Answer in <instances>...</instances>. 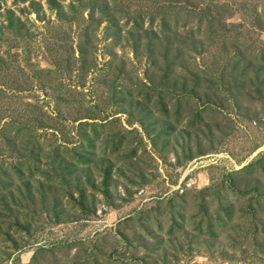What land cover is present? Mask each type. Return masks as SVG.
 I'll use <instances>...</instances> for the list:
<instances>
[{"label":"rangeland","instance_id":"rangeland-1","mask_svg":"<svg viewBox=\"0 0 264 264\" xmlns=\"http://www.w3.org/2000/svg\"><path fill=\"white\" fill-rule=\"evenodd\" d=\"M55 1L60 10L49 0H0V25L6 10L21 21L19 30L15 20L0 32V180L10 182L0 188V264H264V101L254 90L263 74L247 69L237 92L182 94L192 80L177 66L162 101L163 64L159 57L149 63L144 44L159 24L148 25L151 0H96L110 22L98 5L89 13L95 0L81 10L84 0ZM205 3V17L191 6ZM178 4L188 22L171 28L173 39L195 27L185 45L196 54L188 68L217 71L230 58L225 84L264 47V0ZM136 33L143 34L137 47ZM236 51L245 58L232 67ZM260 91L264 98V83ZM77 113L94 117L87 121H95L97 138L92 160L72 170L67 158L58 165L45 154L52 131L74 142L82 128L71 121ZM113 138L116 150L107 141ZM31 144L43 147L33 159ZM20 155L23 173L33 167L29 179L11 169ZM249 161L252 167L232 171ZM223 183L225 192L211 193ZM217 198L229 206L220 223ZM172 203H183V217L169 214ZM148 209L157 210L152 222L139 219ZM169 215L179 223L172 232Z\"/></svg>","mask_w":264,"mask_h":264},{"label":"trees","instance_id":"trees-1","mask_svg":"<svg viewBox=\"0 0 264 264\" xmlns=\"http://www.w3.org/2000/svg\"><path fill=\"white\" fill-rule=\"evenodd\" d=\"M20 2H23L24 0H19ZM179 0H151V5L155 6L154 7V11L150 12L147 15V20H148V25L149 27L153 24V22L155 20L158 21V30H155V32H152L150 34V36L148 38H146V42L144 43L147 47L146 49V56L149 57V63L151 64H155V59L156 57H159L161 59V62L163 64V70L164 73L161 75V77L157 80L156 85H160L162 86V90L158 91V95L160 97V99L163 101L165 95L167 94V77H169V74L172 73L173 69L175 67H179V70L177 72L183 71V73H185V75L183 77L186 76V78L191 77V89H184L182 94L184 93H191L194 92L195 89L198 90H206L203 92H207L209 91V93H214L217 91H225V92H237V81L238 79L244 77L245 78V74L247 69L252 70L254 73H256V75L262 73L263 74V81H259L257 82V84L254 86V90L255 93L257 95V98H260V101H264L263 95L261 96V91L260 88L262 87V83H264V47L262 45V47H260V49H258L257 51H254V54H248L247 55V59L249 61L246 62V64H244L238 72V74L236 76H230L227 73V76H230V78H232L231 80H228L227 83H223L224 81H222L224 75L226 74L227 71V66H228V62L229 59H225V58H221L220 64H219V68L214 71L208 72V71H203L196 65H193L191 68H188V65H190L189 61H193L196 57V54H192V56H190L191 54L189 53V55L187 54V52L185 51V45L187 44V42H189L192 38V36H194V29L195 27H191L188 28V30L185 32V34H183V36L181 37V39H173V31L171 30V28L176 29L177 26H182L184 27L185 24L188 22V20H186L182 15L183 13H181V9L183 8L181 6V4H178ZM50 5L51 4H55L58 7V10H60L61 6L60 4H58V2H56L55 0L51 1L49 0ZM86 0L83 1V5H80L79 9H83L84 6H86L85 3ZM99 6L100 10H101V14H103V16L105 17L107 22H110V17H109V12L107 11V8L105 4H97V1L95 0L90 6H88L89 8V13L93 12V7L94 6ZM178 5V6H176ZM72 6V5H71ZM156 6L158 7V12L156 13ZM192 7H195V9H198L200 11H202V13L204 12V17L205 14L210 13L209 9H208V3H205L203 5H194L191 4ZM181 8V9H180ZM35 10V9H34ZM78 12V11H77ZM103 12V13H102ZM91 16V15H90ZM137 16L136 15L133 19V25H132V30H136L137 31ZM4 19L2 25H0V32L2 29H6V30H11L12 26H15L13 23L16 20L17 22L19 21V24L16 25V29L19 30V28H21V21L19 19L18 16H16L12 11L10 10H6L4 12L3 15ZM62 17V16H61ZM92 17V16H91ZM73 18V17H72ZM1 24V23H0ZM19 25V26H18ZM82 27V26H81ZM84 27H89V22L86 26ZM14 35L18 34V32H13ZM141 33V32H139ZM135 34V32H134ZM137 36L135 35V37H137V39H135L134 45L135 47L139 46V41L141 40V36H143V34L140 36L138 33H136ZM144 36H147V34L145 33ZM85 42H88L87 39H85ZM191 43V42H189ZM83 44L82 42H78L77 43V49L79 52V55L82 57H79V62L85 63V51L82 48L84 46L81 45ZM153 44L155 45V48L157 47H163V52L158 53L155 52L151 47L153 46ZM184 46V48H183ZM92 48V47H91ZM173 53L172 57H170V54ZM84 55V56H83ZM233 57L237 58V61H235L234 64H232L231 66L234 67L236 66V62H239V60L244 59V53L242 52H235ZM259 63V67L253 69L252 65L253 62ZM92 64V61L90 62V65ZM195 67V68H194ZM221 67V68H220ZM176 72V73H177ZM243 79V78H242ZM220 80V81H219ZM183 83L187 84L188 81H184ZM205 85V86H203ZM215 89L211 88V86H215ZM166 89H165V88ZM204 87V88H202ZM232 90V91H231ZM197 92V91H196ZM262 98V99H261ZM162 101H160L161 103H163ZM159 104V101L157 100L156 106L157 108H161L159 112H164V107L163 104ZM179 104V103H178ZM162 114V113H161ZM94 119L93 118H89L88 116H82L79 113H77V115H74V117L72 118V122H77V126L80 125L82 126V128L79 127V130H76L77 135L76 138L74 140L73 143H71V141H67L69 139H67V137H57L53 134L54 131L51 132V140H53L54 142H51L49 145L50 148L47 149V154H45L46 157L50 158L51 163H55L57 162L58 165L63 163L64 158H67V160H69V162H71L70 166L72 168V170H75L78 166L80 165H84V164H88L94 154H95V139L97 138V134L96 132V123L95 121H87L88 119ZM86 125H90L89 126V130H86ZM44 128H46V126L42 125ZM2 131L5 132V130L3 128L0 129V132L2 133ZM161 133H165V129H163L161 131ZM15 134V133H14ZM108 143L114 147V150H116V139H109L107 140ZM54 143V144H52ZM68 143H71V145L67 146ZM108 147L107 142L106 144L103 146V150L102 152L105 151V149ZM41 150H43V147L34 145L32 146L31 144V149L29 151V158L33 159L35 158V153L36 152H40ZM20 154V153H19ZM21 158V155L17 158V161L15 164H13V168L11 167L13 174L17 175V179H22V178H26L29 179L30 177H32L33 175V167L31 166L30 163L26 164V170L23 173V169L19 168V166H22L26 160V158ZM57 160V161H56ZM36 161V160H35ZM37 162V161H36ZM253 161H249L248 163H246L245 165L241 166L238 169H233L232 171H245L246 169L252 167ZM16 165L18 166V168L16 167ZM55 165V164H53ZM73 172V171H72ZM8 172H3L2 176L3 178L7 176ZM69 174H71V172H69ZM50 178V177H49ZM65 178V177H62ZM69 178V177H68ZM77 178V177H75ZM224 178H227V176H225ZM8 179V178H6ZM51 180H54V177L51 176L50 178ZM226 180V179H225ZM10 182L4 183V180H0V188H2L1 190L6 189L9 186ZM221 187L214 188V192L212 191L211 193H215L216 191H220L226 188V183L220 184ZM228 185L230 187H234V183L233 182H229ZM71 186L69 183L66 182V189H70ZM207 189H210L209 187ZM203 190H206V187H204L203 189L199 190V193L202 192ZM70 193V191H69ZM174 195H176V191L173 193ZM197 194V191L196 193ZM200 195V194H199ZM216 196L217 193H215ZM177 196V195H176ZM218 199V198H217ZM255 199L258 198L256 197ZM219 201V199H218ZM257 204H259L258 202H256ZM183 203H176V204H167V208H169V214H174V215H179L181 217H183V212L182 210L184 209L183 207ZM229 206L228 204H226L225 206H223L222 202L219 201L218 204V213L216 219L218 220V223H220V218L222 216V213H227V211ZM151 209V208H150ZM172 209H175L173 211H171ZM157 211V210H156ZM156 211L151 215V211H149V209L146 211V214H142L141 217H139V219L143 220V221H150V218L156 213ZM180 212V213H179ZM151 215V216H150ZM174 215H169V225H168V231L172 232L174 231V227H178L179 223L176 222V218ZM157 218H154V221H156ZM216 220V221H217ZM152 222V220L150 221ZM159 225V224H158ZM199 229V227H198ZM125 239V236L123 237ZM13 263V262H12ZM82 264H86V263H82Z\"/></svg>","mask_w":264,"mask_h":264}]
</instances>
